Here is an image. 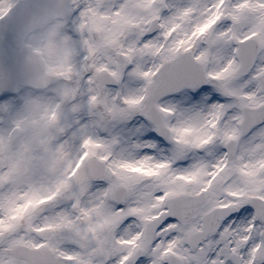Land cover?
<instances>
[{
    "label": "snow or ice",
    "instance_id": "6c2138e0",
    "mask_svg": "<svg viewBox=\"0 0 264 264\" xmlns=\"http://www.w3.org/2000/svg\"><path fill=\"white\" fill-rule=\"evenodd\" d=\"M66 22L51 71L80 118L0 135V264H264V0H68Z\"/></svg>",
    "mask_w": 264,
    "mask_h": 264
},
{
    "label": "rangeland",
    "instance_id": "374dc122",
    "mask_svg": "<svg viewBox=\"0 0 264 264\" xmlns=\"http://www.w3.org/2000/svg\"><path fill=\"white\" fill-rule=\"evenodd\" d=\"M18 0H0V3H16ZM71 43L67 35L66 16L56 18L50 15L42 17L34 30L25 38L24 44L42 56V61L51 74V67L56 63V57L62 55L63 47ZM69 63L74 71L79 68V60L73 55ZM59 77V76H58ZM65 88L78 89L74 91L70 100L62 98V91ZM85 89L73 78H61L50 85L36 88L23 83L16 85L7 102L0 103V135L10 139L13 148L26 143L33 135L35 129L28 126V122L38 118L45 108H56L60 116V123L66 128L71 127L74 121L80 118L79 113H73L72 104L79 103ZM4 94V93H3ZM15 101H19L16 105ZM25 122L20 129L12 130L11 119Z\"/></svg>",
    "mask_w": 264,
    "mask_h": 264
},
{
    "label": "water",
    "instance_id": "95a60500",
    "mask_svg": "<svg viewBox=\"0 0 264 264\" xmlns=\"http://www.w3.org/2000/svg\"><path fill=\"white\" fill-rule=\"evenodd\" d=\"M68 0H22L8 17L0 19V94L16 83L44 86L57 79L46 72L41 57L23 45L25 35L43 14H66Z\"/></svg>",
    "mask_w": 264,
    "mask_h": 264
}]
</instances>
